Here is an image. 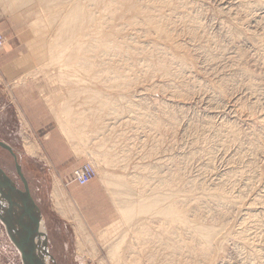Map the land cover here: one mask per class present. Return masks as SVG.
I'll use <instances>...</instances> for the list:
<instances>
[{"label":"rangeland","instance_id":"1","mask_svg":"<svg viewBox=\"0 0 264 264\" xmlns=\"http://www.w3.org/2000/svg\"><path fill=\"white\" fill-rule=\"evenodd\" d=\"M130 1L112 17L93 4L108 29L91 38L111 50L89 71L72 56L86 29L57 38L59 22L0 1L3 44L26 66L17 80L0 72V142L41 213L45 264H132L145 227L134 264H264V0ZM88 163L92 181L73 185ZM0 169L23 191L2 148ZM168 205L187 221L171 227L176 257L163 247ZM199 228L214 231L203 253ZM0 264H22L1 222Z\"/></svg>","mask_w":264,"mask_h":264},{"label":"bare ground","instance_id":"2","mask_svg":"<svg viewBox=\"0 0 264 264\" xmlns=\"http://www.w3.org/2000/svg\"><path fill=\"white\" fill-rule=\"evenodd\" d=\"M0 1H2V3L4 4V6L6 7V10L8 9L9 11H17L19 9L28 7L25 10L27 13L31 12V11L33 12V10L35 9L36 15L37 14H42L43 15V13H44V15L46 14V23H48L49 26H50V24L53 25L54 23L59 22L57 38H60L62 33H69V30H71V32L68 35L69 38H70L72 36H75L82 29H86L88 32L84 33V34H82L83 33L82 32L81 33L82 34L81 37H82V39H88L89 38L90 42L87 44L86 47L83 46V45L82 46H78L76 53H74L73 55L71 54L73 57L79 58V60L76 62V64L77 65H82L86 71H89V68L91 67L90 59H91V55L93 53L97 52L101 57H107L109 55L110 50H111L110 45L107 44L108 40L100 41V39L91 38V33L90 32H92L93 28L104 29V30L108 29L107 28L108 27L107 26L108 25V21H107L106 16L101 18V19H96V17L91 12V8H92L93 4H94V7L95 6L99 7L104 12V14L107 13L109 16L112 17L120 9L121 10L122 9L129 10L130 9L129 4L131 3L130 0H0ZM67 5H70V7L69 6L67 7ZM146 10H148V9H144V8L142 9L143 12H145ZM148 13H150V12H148ZM37 17H39V16H37ZM151 19H152V17L150 18L147 14L144 17V21L146 23H148V24L152 22ZM135 20H134V22H135ZM154 20H156V19H154ZM142 22H143V18H142ZM136 23H137V21H136ZM155 26H156V24H155ZM47 28H48V26H47ZM44 29H46V28L44 27ZM72 44L74 46V43H70L69 47ZM77 45H79V44H77ZM87 61H89V62H87ZM96 98L98 99V95H94L93 99H96ZM99 104H100L101 110H103L104 108L107 107L105 104H102L100 102H99ZM62 195H63V193H60V191L58 190V187L55 186V188H54V190L52 192V198H53V200L55 201L56 204H60L61 199H62ZM60 197H61V199H60ZM162 198H163V196H162ZM160 199H161V196H160ZM142 202H144V201H142ZM139 204H142V206L139 205L141 208H140V211L139 210L138 211L141 212L142 214L143 213L146 214V212H148L149 208L153 209V208H155L157 206L156 202H154V201H152V202L148 201L147 203L145 202L144 205H143V203H139ZM130 209L131 208H127V210H124V211L122 210L123 218H125L126 220L131 219L134 216V214H136V211L133 210V208H132V210H130ZM160 210L162 212V214H161L162 218L165 221L163 223L164 225L162 224L163 225V227H162L163 230L162 231H163V234H164L165 239H166V243H164L163 247L166 250H170L171 251V253H172L171 256L175 255V257H176L178 255L176 253L178 252V250H180V247H182L185 244L183 243V245H182L180 243L182 246L179 247L180 244H176L175 243V241L177 242V240H175L176 236L174 235V232L171 229V227H173L175 224H177L178 220L181 221V222H184V223H187V221L183 217H180L178 219H176L174 217V215L176 213L175 209H174V205H168V206H166L164 208H161ZM186 226H188V225H186ZM146 228L147 227H145L144 229H140V230H142L144 232L146 230ZM169 228H170V231H169ZM147 229L149 230V228H147ZM133 230H132V232H133ZM142 231L138 232L140 235L137 233V231H136L137 234H134V236H136V239H139V241H136V242L134 241V242L137 245L139 244L140 246L141 245L143 246V240H144L143 237L149 236L147 234L149 232L145 233V235H142L143 234ZM41 232H42L41 233V240H44L43 231L41 230ZM186 232H187V230H186ZM195 232H196L195 235L201 240V241H199V242H201V244L199 242H197L198 244H200V245L197 246L194 243L197 247L195 246L196 247L195 249H194V247L191 248V249L194 250V251H197L199 253H203L204 249L209 246V243L211 242V238L214 235V231L213 230H207V229H200L199 228V229L195 230ZM181 234H182V232H181ZM139 236H141V237L138 238ZM191 236H192V234H191ZM196 236H194V237H196ZM157 237H158V235L155 237L156 239H154V240L156 242H159L161 240L160 239L161 237L159 239ZM197 237H196V240H197ZM149 238L152 240L151 237H149ZM132 239L134 240V238H132ZM185 242H186V240H185ZM189 242H190V245H191V241H189ZM186 245H188V244L186 243ZM192 245H193V241H192ZM117 246L118 245H116V247ZM136 246H134V244H133V247L130 248V250H129V252L131 251L133 254L132 255L128 254V255H130V256H128L129 262L132 263V264H134V262H135L134 259H133V256H136V253L133 250L137 249ZM45 261L43 262L44 264H45Z\"/></svg>","mask_w":264,"mask_h":264},{"label":"water","instance_id":"3","mask_svg":"<svg viewBox=\"0 0 264 264\" xmlns=\"http://www.w3.org/2000/svg\"><path fill=\"white\" fill-rule=\"evenodd\" d=\"M0 148L9 152L14 159L16 173L23 184V191L18 190L0 169V222L9 240L18 250L22 264H44L49 257L46 240H41V213L31 198L16 155L3 142H0Z\"/></svg>","mask_w":264,"mask_h":264},{"label":"crops","instance_id":"4","mask_svg":"<svg viewBox=\"0 0 264 264\" xmlns=\"http://www.w3.org/2000/svg\"><path fill=\"white\" fill-rule=\"evenodd\" d=\"M7 48L6 44L0 47V72L7 80H17L24 75L26 66L23 64L21 55L17 56L16 51Z\"/></svg>","mask_w":264,"mask_h":264},{"label":"built area","instance_id":"5","mask_svg":"<svg viewBox=\"0 0 264 264\" xmlns=\"http://www.w3.org/2000/svg\"><path fill=\"white\" fill-rule=\"evenodd\" d=\"M4 40L0 35V47L3 45ZM95 176L94 167L91 164H85L72 172L71 183L84 187L88 185Z\"/></svg>","mask_w":264,"mask_h":264}]
</instances>
